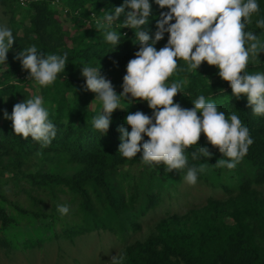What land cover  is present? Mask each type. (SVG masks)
Returning a JSON list of instances; mask_svg holds the SVG:
<instances>
[{"label":"trees","instance_id":"1","mask_svg":"<svg viewBox=\"0 0 264 264\" xmlns=\"http://www.w3.org/2000/svg\"><path fill=\"white\" fill-rule=\"evenodd\" d=\"M3 1L10 7H22L19 0ZM123 2L27 0L22 7L31 13L29 22L22 33L13 31L15 42L7 53L6 64H0V247L41 246L57 236L55 226L60 221L65 227L64 236L69 239L92 230L119 235L138 230L139 219L161 202L163 192L175 191L186 175L187 169L167 172L163 163L143 164L142 152L132 159L118 152L121 135L118 127L131 131L125 123L130 112L139 110L151 116L152 109L146 101L130 104L122 98L121 108L111 116L108 132L102 134L93 127V118L102 112V104L97 101L92 106L95 94L83 90L82 67L101 66V74L119 94L123 91L127 63L139 50V44H134L135 29L113 24L112 30L122 34L121 43L116 47L105 40L104 30L97 29L96 21L103 13ZM257 2L260 11L253 14L246 30L264 42V29L256 26L257 20L264 19V0ZM150 3L151 14L142 30L154 39L159 15L168 9H161L155 0ZM54 4L66 8L67 13L77 14L79 19L73 17L74 32L63 27ZM91 12L96 19L92 18L89 27L83 29L81 19L90 18ZM125 18L122 14L116 23H123ZM167 40L168 33H165L155 45L157 50ZM31 45H36L45 55L67 53L65 71L58 74L52 85H38L39 93L35 91L34 80H28V72L14 59ZM247 71L264 72V51L258 60L249 62ZM218 72L217 67L206 62L197 70L188 71L187 63L179 60L178 69L166 83L184 82L182 93L174 97V102L182 107L192 108V100L204 95L226 116L236 113L249 128L254 143L235 169L212 166L223 156L203 133L198 145L187 152L189 167L209 164L205 172L198 173V180L218 185L227 198H209L202 206L160 218L147 237L120 250L117 256H124L122 264H264V194L256 188L264 184V116L253 114L245 95L240 99L233 96L230 85ZM36 95L43 97L49 119L57 128L56 137L46 148L30 136L27 140L17 136L11 120L4 118L5 110L11 115L16 103ZM148 139L145 135L141 145ZM199 147H208L212 157L192 160L191 152ZM6 187L17 195L26 193L33 207L17 199L7 201ZM62 195L69 196V200L63 202ZM67 202L75 206L70 213L74 217L70 219L58 211V205Z\"/></svg>","mask_w":264,"mask_h":264},{"label":"clouds","instance_id":"2","mask_svg":"<svg viewBox=\"0 0 264 264\" xmlns=\"http://www.w3.org/2000/svg\"><path fill=\"white\" fill-rule=\"evenodd\" d=\"M155 3L168 11L160 13L154 39L142 30L151 14L150 0H124L96 21L97 29L104 30L105 40L115 47L121 43L122 34L112 30L113 24L135 29L134 44H139V50L127 63L121 93L118 94L111 81L101 74V66L82 67L83 90L94 93V100L102 104V112L92 121L93 127L102 134L108 132L111 116L114 110L121 108L122 98L130 104L146 101L152 109L151 116L139 110L130 112L125 123L131 131L118 127L121 134L118 152L128 159L142 152L143 164L163 163L167 172L187 169L183 179L188 185L195 186L198 173L205 172L209 164L189 167L187 152L193 145H198L202 133L223 156L212 166L229 170L242 161L254 140L236 113L226 116L204 95L192 100V108L174 102V97L182 93L184 82L169 85L166 81L178 69L179 60L187 63L188 71L197 70L206 62L218 68L219 77L228 82L233 96L240 99L245 95L253 114L264 116V72L247 71L249 62L258 60L264 51V42L246 30L260 7L257 0H155ZM125 9L129 11L125 12ZM122 14L125 20L116 23ZM256 26L264 29V19L257 20ZM165 33H168L167 43L157 50L155 45ZM14 42L12 30L5 18L0 17V64H6L7 53ZM14 59L28 72V80L45 87L52 85L67 65V53L45 55L36 45L23 49ZM4 118L11 120L17 136L25 140L30 136L42 148L48 147L57 135V128L49 119V111L40 95L16 103L11 115L5 110ZM145 135L149 139L141 145ZM212 155L208 147H199L191 152V159L211 158ZM58 211L67 215L69 207L58 205ZM123 260V255H115L111 264H122Z\"/></svg>","mask_w":264,"mask_h":264},{"label":"rangeland","instance_id":"3","mask_svg":"<svg viewBox=\"0 0 264 264\" xmlns=\"http://www.w3.org/2000/svg\"><path fill=\"white\" fill-rule=\"evenodd\" d=\"M26 4L27 1L20 3L22 7L26 6ZM22 7H10L7 2L0 0V17L5 18L12 33L14 30L16 33H22V29L29 22L31 13ZM55 7L58 9L57 17L62 21L63 27L69 30L70 33L74 32L75 19L73 17L78 18L77 14L67 13L66 8L62 9L57 5ZM90 15V18L84 17L81 19L84 24L82 26L83 29L89 27L92 18L96 19L93 12ZM2 69L5 68L3 67ZM33 84L36 93H39L38 84L35 81H33ZM26 90H30V87L26 86ZM97 101H92V106H95ZM225 182L230 185L228 180ZM6 188L5 197L7 201L17 199L23 201V204L33 207L34 203L30 202L31 199L26 193L17 195L10 190V187ZM256 188L261 194H264V184ZM62 198L63 202L69 200V196L62 195ZM209 198L225 199L227 195L216 184L213 185V183L210 184V182L198 180L195 186H190L185 183L182 177L175 191L163 192L161 202L139 219L140 227L138 230H130L122 235L106 230H92L69 239L64 236L63 230L65 227L60 221L61 223L59 222L55 226L57 236L44 241L41 246L24 248L19 245L12 249L0 247V264H110L111 258L118 255L120 250L126 245L147 237L154 230V225L160 218L170 213L177 212L181 214L189 208L202 206ZM66 205L69 207V212L63 216L70 219L74 217H71L70 213H73L75 206L70 202H67Z\"/></svg>","mask_w":264,"mask_h":264},{"label":"built area","instance_id":"4","mask_svg":"<svg viewBox=\"0 0 264 264\" xmlns=\"http://www.w3.org/2000/svg\"><path fill=\"white\" fill-rule=\"evenodd\" d=\"M23 1L25 2V1H27V0H20V3H24Z\"/></svg>","mask_w":264,"mask_h":264}]
</instances>
